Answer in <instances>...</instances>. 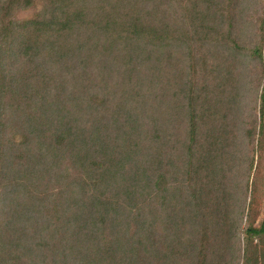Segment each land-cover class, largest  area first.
Instances as JSON below:
<instances>
[{"label":"trees","instance_id":"obj_1","mask_svg":"<svg viewBox=\"0 0 264 264\" xmlns=\"http://www.w3.org/2000/svg\"><path fill=\"white\" fill-rule=\"evenodd\" d=\"M246 1L0 0V264H264L254 180L229 212V149L264 167Z\"/></svg>","mask_w":264,"mask_h":264},{"label":"rangeland","instance_id":"obj_2","mask_svg":"<svg viewBox=\"0 0 264 264\" xmlns=\"http://www.w3.org/2000/svg\"><path fill=\"white\" fill-rule=\"evenodd\" d=\"M247 4L245 6L244 11L242 12V18L246 20V26H243V33L244 37V42L248 45H250L254 42L256 39L255 36V25L256 23L259 22V18H261L262 12L264 11V0H247ZM264 13V12H263ZM30 12H22L20 17H25ZM242 27V26H241ZM253 70V69H252ZM258 88H256V82L252 85H248V89H246L244 93V104L246 106L243 112V117H242V124L241 125H236L237 127H240L243 129V131L246 132L251 126H252V116L250 115L252 111V107L254 105V98L256 94H258ZM235 126V127H236ZM234 129V128H233ZM237 140V139H236ZM253 147L255 148V142L253 141ZM251 147H252V142L248 144L245 142L244 144L242 142H239V140L236 141V144L232 146L229 149V157L230 161L227 163L231 168L228 169L229 172L228 174V184H229V192L230 197H233L232 200L229 198V203L231 205L229 206V212L234 214V220L239 219V226L242 229L245 225V212H247L248 208V201H249V190L247 189L246 182L248 181L249 183V189L251 191V181H255L254 189H255V199H256V204L254 202L250 203L251 208L254 209L255 213L258 214L256 215L257 218L254 221L255 225L259 224V221L264 215V167L260 170L258 173L257 179L254 177L252 178V175L256 172L255 165H253L252 171H249V178L247 176L248 174V165H249V159L251 155ZM235 150V152H234ZM248 174V175H249ZM233 201V203H232ZM244 209V214L242 215V211ZM240 213V216H238L236 213ZM237 221V220H236ZM241 233L238 234L237 241L238 239L241 238Z\"/></svg>","mask_w":264,"mask_h":264}]
</instances>
